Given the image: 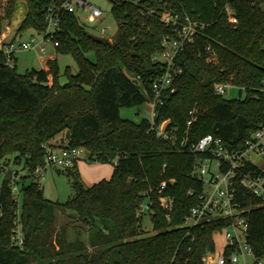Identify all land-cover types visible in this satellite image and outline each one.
I'll list each match as a JSON object with an SVG mask.
<instances>
[{"label":"trees","instance_id":"obj_1","mask_svg":"<svg viewBox=\"0 0 264 264\" xmlns=\"http://www.w3.org/2000/svg\"><path fill=\"white\" fill-rule=\"evenodd\" d=\"M18 1L0 0L2 19H12ZM23 1L28 11L17 33L44 30L48 8H59L56 53L71 54L78 70L72 73L68 66L62 83L57 58L47 60V69L25 73L0 59V160L34 171L44 163V146L64 132L70 146L114 168L109 179L91 186L81 181L77 163L65 169L73 194L63 204L46 199L30 176L20 184L17 203L5 176L0 264H54L69 254L79 264H207V254L216 249L215 234L229 222L182 225L197 199L189 190L201 188L193 171L203 155L181 151L180 141L211 134L239 147L264 122V0H111L117 32L102 42L90 37L78 14L62 7L64 0ZM226 5L237 23L229 21ZM166 9L205 24L176 56L182 71L155 110L154 123L168 121L174 142L158 135L151 119L137 123L120 116L121 107L151 102L152 82L167 69L157 59L163 37L175 35V26L161 21ZM218 84L241 88L244 96L226 99L215 92ZM164 180H173L166 193L175 197L168 218L156 190ZM238 198L249 207L247 242L264 260V203L242 186ZM61 211H71L74 215H65L87 227L94 253H88L83 240L67 243V225L55 231ZM146 215L151 232L143 227ZM16 221L24 233L23 247L12 238Z\"/></svg>","mask_w":264,"mask_h":264},{"label":"built area","instance_id":"obj_2","mask_svg":"<svg viewBox=\"0 0 264 264\" xmlns=\"http://www.w3.org/2000/svg\"><path fill=\"white\" fill-rule=\"evenodd\" d=\"M62 7L79 16L84 14L85 20L88 22L97 21L102 16V11L87 0H64ZM58 10L59 8L49 7L45 14V29L42 31L33 30L29 38L24 39L17 33L19 26L16 29H6L5 19H2L4 15L0 8V59L13 65L17 61L15 55L18 52L37 49L44 54L46 53L45 43L52 44L56 49L59 43L55 39V35L59 30L61 19ZM225 12L230 22L237 23V18L233 15L229 5H226ZM161 21L167 25L175 26L176 29L174 36L166 35L162 40L164 50L158 56L161 57L160 61L166 64L167 69L161 76L153 80L151 85L154 95L151 100L153 112L151 122L158 135L172 139L174 142L176 141V138H173L175 131L167 128L168 121L154 123L155 110L158 105L163 103L164 92L170 88L174 78L182 71L181 67L176 64V56L187 42L194 40L205 24L192 20L188 16L181 18L170 9L162 12ZM104 32L105 29H102L100 33L104 35ZM226 88L227 85L218 84L214 90L217 94L224 95ZM190 124L191 121H188V125ZM44 148V163L34 171H29L26 168L11 169L10 161L0 160V172L8 176L11 192L17 203H20V184L24 177L30 176L32 180L37 181L41 172L50 167L70 168L80 159L83 150L70 146L67 139L54 140ZM180 150L203 155L193 171L201 182V188L199 191L194 188L189 190V194L196 195L197 199L185 215L182 225L195 226L219 219H226L229 222L223 230L225 242L222 252L217 256L214 255L215 252L207 254L206 263L236 264L241 260L243 264H246V257L249 255L255 259L256 263L254 264H264V260L254 255L247 242L248 220L246 213L249 207L243 206L238 198V188L242 186L261 203H264V165L261 164L264 161V122L239 147L229 146L223 139L207 134L194 142H188L187 139L181 140ZM172 181L170 180V182ZM170 182L164 180L156 187L159 205L165 211L167 218L170 216L175 202V197L166 193ZM142 209H148V205H143ZM12 238L16 245L23 247L24 233L17 221L12 230Z\"/></svg>","mask_w":264,"mask_h":264},{"label":"rangeland","instance_id":"obj_3","mask_svg":"<svg viewBox=\"0 0 264 264\" xmlns=\"http://www.w3.org/2000/svg\"><path fill=\"white\" fill-rule=\"evenodd\" d=\"M88 2L93 3L96 7H98L102 11V16L99 20L94 22H88L85 20V15H80L81 20L85 23L86 30L90 35H103L101 34V30L105 29L104 37L112 40L117 32V22L112 14V6L113 3L111 0H87ZM264 7V4H263ZM2 13L5 16L4 6L1 7ZM28 6L25 1L19 0L15 6L14 14L11 20L4 21L6 25V29H16L25 15L27 14ZM13 32V30H12ZM30 32H27L23 35L24 39H28L30 36ZM46 44V53H40L37 49L32 50H24L16 53V63L17 70L20 73H25L26 71L32 68H44L47 66L46 60L50 55L55 56L58 61L59 69L61 72L60 81L64 83L66 81V76L64 72L66 68L69 66L72 73H76L78 70L77 64L71 54H57L56 49L53 48L52 44ZM88 58L90 60H94V54L88 53ZM161 60V57H157ZM53 60L54 58H49ZM48 59V60H49ZM130 78L135 80L133 75H130ZM136 81V80H135ZM239 88L235 86H227L226 93L224 94V98L226 99H236L238 98ZM244 96V93H242ZM152 104L151 102H146L143 105L135 106V107H121L120 108V116L124 119H129L134 122H140L143 118H152ZM64 140L66 139L65 133L62 132L59 134L54 140ZM259 160V158H258ZM264 165V161L261 162ZM77 170L79 172V176L81 181L85 186H91L95 182H98L102 179H109L112 175L114 165L112 162H100L96 160H90L88 152L82 150V154L80 159L77 161ZM11 169H20L21 165H14L10 163ZM67 168L60 166H53L45 171L41 172V175L38 178V182L43 188V195L46 199L51 200L53 202H58L63 204L69 200V198L73 194V188L71 183V177L64 170ZM64 171V172H63ZM6 174L0 172V186L5 178ZM65 214H69V216L74 215L71 211H61L59 213L57 220L55 221L54 228L55 231L58 232L59 228L63 225H67L66 232V241L67 243L75 244L76 240H83L85 245H87V251L89 254H92L96 251L95 247H90L88 244V238L90 234L88 232L87 227H84L79 224V222H75L74 218H68ZM75 220V221H74ZM78 225V227H77ZM143 227L145 230L151 232L152 231V223L148 215L144 216L143 219ZM83 228L84 230H82ZM79 229L80 233H77ZM55 237V236H54ZM53 240L55 238H52ZM215 242L216 249L214 255H218L222 252L224 247V235L223 233L215 234ZM73 255L69 254L62 258L60 263L54 262V264H79V262L72 257ZM264 262V261H263ZM255 259L249 255L246 257V264H254ZM30 264H43L41 262L32 261ZM236 264H243L240 260Z\"/></svg>","mask_w":264,"mask_h":264},{"label":"water","instance_id":"obj_4","mask_svg":"<svg viewBox=\"0 0 264 264\" xmlns=\"http://www.w3.org/2000/svg\"><path fill=\"white\" fill-rule=\"evenodd\" d=\"M90 37L95 40V41H98V42H102L104 41L105 37L103 36H97V35H90ZM242 92H243V89H239L238 91V97L240 98L242 96Z\"/></svg>","mask_w":264,"mask_h":264},{"label":"crops","instance_id":"obj_5","mask_svg":"<svg viewBox=\"0 0 264 264\" xmlns=\"http://www.w3.org/2000/svg\"><path fill=\"white\" fill-rule=\"evenodd\" d=\"M49 58H56V57H55V56H52V55H50V56H49ZM49 58H48V59H49ZM48 59H47V60H48ZM47 60H46V62H47ZM44 69H47V66H45V67H44Z\"/></svg>","mask_w":264,"mask_h":264}]
</instances>
